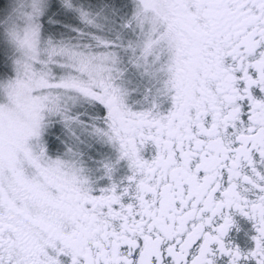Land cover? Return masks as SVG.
Wrapping results in <instances>:
<instances>
[{
    "label": "snow or ice",
    "instance_id": "6c2138e0",
    "mask_svg": "<svg viewBox=\"0 0 264 264\" xmlns=\"http://www.w3.org/2000/svg\"><path fill=\"white\" fill-rule=\"evenodd\" d=\"M0 264H264V0H0Z\"/></svg>",
    "mask_w": 264,
    "mask_h": 264
}]
</instances>
